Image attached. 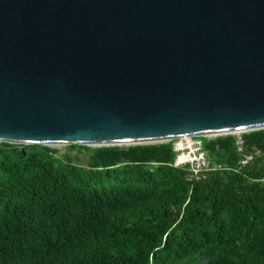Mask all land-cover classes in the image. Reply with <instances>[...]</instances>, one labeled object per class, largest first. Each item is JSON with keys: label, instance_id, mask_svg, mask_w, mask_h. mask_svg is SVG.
<instances>
[{"label": "water", "instance_id": "obj_1", "mask_svg": "<svg viewBox=\"0 0 264 264\" xmlns=\"http://www.w3.org/2000/svg\"><path fill=\"white\" fill-rule=\"evenodd\" d=\"M263 129L264 0H0V143Z\"/></svg>", "mask_w": 264, "mask_h": 264}, {"label": "trees", "instance_id": "obj_2", "mask_svg": "<svg viewBox=\"0 0 264 264\" xmlns=\"http://www.w3.org/2000/svg\"><path fill=\"white\" fill-rule=\"evenodd\" d=\"M189 183L175 143L59 149L0 143V264H264V129L238 168L231 136L206 140ZM77 159V157H76Z\"/></svg>", "mask_w": 264, "mask_h": 264}, {"label": "built area", "instance_id": "obj_3", "mask_svg": "<svg viewBox=\"0 0 264 264\" xmlns=\"http://www.w3.org/2000/svg\"><path fill=\"white\" fill-rule=\"evenodd\" d=\"M253 131L225 133L216 136L209 135L203 138L209 141L219 137H233L234 151L237 155V166L241 169L250 166L256 156L259 155L255 149L249 150L246 146L245 136ZM174 145L177 156L173 165L176 167H186L187 173L185 179L189 183L199 182L205 179L207 173L211 170L224 169L221 165L211 163L202 143L194 138H186V136H183L181 139H177Z\"/></svg>", "mask_w": 264, "mask_h": 264}, {"label": "rangeland", "instance_id": "obj_4", "mask_svg": "<svg viewBox=\"0 0 264 264\" xmlns=\"http://www.w3.org/2000/svg\"><path fill=\"white\" fill-rule=\"evenodd\" d=\"M195 140L201 141L202 138L201 137H193ZM177 140V139H175ZM202 143V142H201ZM52 148H56L59 149L60 153H58V156H61L63 160H65V156H69L70 158H72L75 164H80V165H86L87 163V158H88V153L87 152H82L80 154L76 153V152H72L70 151L67 146L65 145H59V146H50ZM91 148H97L96 146H91ZM77 157V159H76Z\"/></svg>", "mask_w": 264, "mask_h": 264}, {"label": "bare ground", "instance_id": "obj_5", "mask_svg": "<svg viewBox=\"0 0 264 264\" xmlns=\"http://www.w3.org/2000/svg\"><path fill=\"white\" fill-rule=\"evenodd\" d=\"M217 135H220V134H217ZM210 136H216V135H210ZM158 141H155V142H148V143H157Z\"/></svg>", "mask_w": 264, "mask_h": 264}]
</instances>
